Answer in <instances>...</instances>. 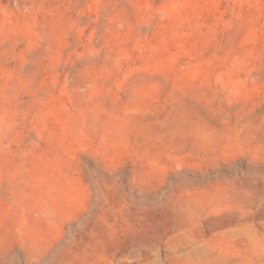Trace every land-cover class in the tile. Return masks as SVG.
<instances>
[{"label":"rangeland","instance_id":"1","mask_svg":"<svg viewBox=\"0 0 264 264\" xmlns=\"http://www.w3.org/2000/svg\"><path fill=\"white\" fill-rule=\"evenodd\" d=\"M0 264H264V0H0Z\"/></svg>","mask_w":264,"mask_h":264}]
</instances>
